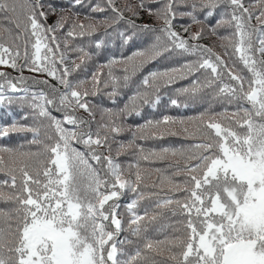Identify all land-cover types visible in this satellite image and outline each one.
Wrapping results in <instances>:
<instances>
[{
  "label": "snow or ice",
  "instance_id": "6c2138e0",
  "mask_svg": "<svg viewBox=\"0 0 264 264\" xmlns=\"http://www.w3.org/2000/svg\"><path fill=\"white\" fill-rule=\"evenodd\" d=\"M69 5L73 9L84 7L86 0H69ZM254 6L257 11L252 10V4L246 6L245 0H136L135 4L121 10L115 0H103L90 8L92 13H111L99 23L113 28L122 46L132 42L139 33H160L154 36V43L148 48L121 56L119 61L110 57V69L114 63L122 62L131 64L135 71L165 52L197 57L178 68L152 71L144 76L141 80L146 89L141 97L143 102H149L147 90L158 89L162 77L166 78L165 84H170L203 71L206 74L203 82L197 77L189 87L177 92L195 98L204 88L216 85L217 93L227 96L229 102L236 100L251 106L238 103L237 111L226 124L203 112L186 118L197 120L200 125L201 139L194 145L197 151L191 155L168 147L145 154V149L137 145L142 160L178 154L185 158L183 165L176 162L173 174H184L185 186L182 188L168 178L169 191H183L185 195L183 198L169 196L156 202L157 208L175 204L173 215L178 213L184 217L178 222L180 227L175 229L179 235L153 240L145 233L147 224L157 217L149 216L147 209L143 215L136 211L138 202L145 197L142 188L148 187L139 163L135 179L130 180L110 155L98 151L99 148L111 151L108 133L118 135L121 126L110 118L92 131L90 125L95 115L86 99L89 92L78 90L82 81L68 78L81 67L75 62L72 68L65 66L68 38L91 35L96 23L85 25L79 21V12L68 16L61 10L58 20L49 25V15L56 14L53 4L45 0H0V30L8 37L5 43L0 36V66L21 72L19 77H11L0 71V106L20 101L22 111L24 105L30 110L23 113L22 119L33 121L27 124L13 119L7 125L0 124V138L30 132L29 143L41 144V127L54 133L46 137L51 143L43 144V151H23V145L0 147V174L6 176L0 181V203L14 205L11 209L0 208V264H157L154 257L164 251L169 253L167 259L173 264H264V0H255ZM125 11L131 15L125 16ZM141 13L162 22L161 26L137 24L133 17L140 18ZM178 16L190 18V24L182 26L183 32L188 33L187 38L174 28L173 21ZM213 18H216L215 24L211 23ZM253 19L256 25L251 24ZM121 23L125 26L123 29L114 27ZM192 24L199 25V30L190 32ZM65 26V51H61L60 38L55 33ZM221 26L234 29V39L222 37L230 40L231 51L226 47L225 56L229 59L235 56L250 76L236 70L235 64L229 66L211 47L191 43L199 41L206 29L216 34ZM104 35H108L107 31ZM94 46L99 50L106 47V42L98 38ZM77 50L82 54L79 59L83 63L90 54L84 53L82 47ZM21 59L23 65L18 63ZM24 68L55 79L63 91L46 79L31 78L33 85H47L48 91L22 87L29 79L22 75ZM127 70L126 67L124 71ZM100 75L99 72L92 74L97 88L102 83ZM108 76L118 85L119 78L113 76L111 70ZM123 79L127 81L128 76ZM103 84L107 87L108 81ZM115 94L114 87L111 95ZM159 101L160 96L156 95L151 103L155 105ZM170 104L181 106L176 98L170 99ZM182 106L187 107V102ZM80 109L88 112L92 119L76 115ZM53 111L62 116H54ZM121 114L141 113L133 105L130 109L126 106ZM38 120L47 124H37ZM184 123V118L163 116L155 121L146 120L143 125L129 130L135 142L150 136L163 138L165 133L176 135L172 126ZM182 132L188 134L189 130L183 127ZM73 142L83 144L87 153L74 147ZM119 147L125 145L121 143ZM90 161L96 165L103 162L107 174L102 176ZM5 186L8 192L4 191ZM122 190L136 193L126 205L130 214L129 229L142 240L133 254L118 247V244L131 243L117 240L123 231L117 203Z\"/></svg>",
  "mask_w": 264,
  "mask_h": 264
},
{
  "label": "trees",
  "instance_id": "16d2710c",
  "mask_svg": "<svg viewBox=\"0 0 264 264\" xmlns=\"http://www.w3.org/2000/svg\"><path fill=\"white\" fill-rule=\"evenodd\" d=\"M46 3H51L56 7V14L49 15L47 20V24L52 25L54 22L58 20L61 15V10H64L65 14L68 16H72L74 12H79V21L83 22L85 25L89 23H96L95 30L91 35H85L83 37H75L68 38L67 40V49H66V61L65 66L68 68H72L73 62L76 64H81L79 69H76L72 72L71 76L68 78L72 81H82L79 85V89L83 91L87 89L89 95L86 97L88 103L91 107L92 112L94 113L95 108H101L103 110L104 116L101 119H98L95 115V120L91 123L90 127L92 131H96L97 127L100 124L109 122V119H115L116 123L119 124L122 128L121 132L118 135L113 136L111 133H108V142L111 145V151L109 152L106 148H99V152H103L106 155H110L115 163L120 165V169L123 175L130 179H135V173L137 171V163H139V169L144 174V182L147 183V189L149 193L145 192L144 199L138 202L136 211L138 214L143 215L144 210H148L149 216L155 215L157 219L147 224V235L149 238L153 240H164L166 236L171 237L173 235H179V233L175 232L176 228H179V221L184 220V217L180 214L173 215L172 209L175 208V204L168 206L167 208L156 207V202L158 199H164L169 196H173L174 198H183L185 193L183 191L179 192H170L169 189L171 185L168 183V178L171 177L175 179L174 181H179L185 183V175H177L173 174L176 172L175 164L176 162H169L165 160L166 158H150L149 160L140 159V152L137 147H143L145 149V154L148 151L154 150L159 152L161 148H173L180 151H183L186 155H191L197 151L194 147L196 143H198L201 139L199 135V122L197 120H187L188 117H197L200 113H206V115H214L219 117V121L222 123H227L228 118L231 117V114L237 111L238 103H242L244 107L250 108L251 106L238 102L236 100H232L229 102V98L227 96L219 95L217 93V87L214 85L212 88H204L199 95L195 98L190 97L186 94H180L177 92L178 89L189 87L194 79L197 77L200 78L201 82L204 81L206 74L201 72H197L194 75H189L187 78L177 79L174 83L165 84L164 80L166 78H161L158 81L159 88L153 87L152 89L147 90V98L149 102H143L141 97L145 95L146 89L141 85V80L144 76H146L149 72L157 71L163 72L166 69H171L173 67H179L187 62L194 61L189 54H181L179 52H165L163 55L153 58L150 62L146 63L142 68L133 70L131 64H124L122 62L114 63L111 66V69L108 67V59L110 57H115L117 61L121 56H130L137 49L148 48L154 43V36L159 35L160 33L155 34H145L139 33L132 42L121 45L120 40L115 36V32L113 28L107 27L105 24L99 23L103 19L105 15H111V13H92L90 8L94 6L97 2L103 3V0H86V5L84 7H77L75 9L71 8L69 5V0H45ZM116 6L121 10L125 9V6L128 4H135L136 0H115ZM246 6L249 4L253 5L252 10L257 11L255 5V0H245ZM183 10V9H181ZM131 14L125 11V16H130ZM137 24H150L155 28H159L162 22H158L155 18L148 16L146 13H141L140 18H135ZM216 18H213L211 23L215 24ZM69 24L72 23L71 20L68 21ZM111 23V21H109ZM174 28L177 32H179L182 36L187 38L188 33L183 32V27L190 24V18L184 17L180 18L179 16L173 21ZM252 25H256L255 19L251 21ZM7 27H11L7 25ZM123 29L125 26L121 23V25L114 26ZM217 29L216 34H211L205 30L203 37L199 41H191V43H199L202 45H207L209 47H215L217 52L223 56L225 60L228 61L229 66L235 64V68L238 71H241L243 75L246 77L251 74L243 67V65L233 56L229 59L225 56V48H230V40L222 39V37H227L223 35L224 33ZM67 30V26L65 29L58 30L55 35L60 38L61 51H65L64 48V40L63 37ZM199 30V25L192 24L190 28V32H196ZM15 31V30H14ZM78 31V29H77ZM107 31L108 35L105 36L104 33ZM232 30L228 31L229 38L232 37ZM0 36L4 37V42L8 43L7 33L0 30ZM103 39L106 42V47H102L101 49H97L94 46V43L97 39ZM227 40L225 46L223 48L222 42ZM256 37L253 35V42L255 46ZM82 47L84 49V53L90 54V56H86L84 62H81L79 57L82 55L77 49ZM257 58H259V54L257 53ZM19 64L23 65L24 60L21 59L18 61ZM127 67V72L124 69ZM111 70L113 76L119 78L118 85H114L111 78L108 76V72ZM99 72L102 75L99 76L101 80L100 86L97 88L95 84L92 82V74ZM11 77H19L21 75L20 71L15 69H11L10 73H8ZM22 75L26 78H29L26 84L21 85L22 87L27 86L33 91L44 90L48 91L47 85H33L32 79H40V80H48L50 84L55 85L57 88H60L63 91V88L57 83V81L51 77H48L46 74L36 73L30 71L28 68H24ZM127 75L128 79L125 81L123 77ZM225 80L227 77L225 76ZM103 81H108V86L105 87ZM115 87L116 94L111 95L113 93ZM16 95H23L22 93H17ZM156 95L160 96V101L158 104L153 105L151 100L154 99ZM176 98L178 102L181 104L180 107H176L170 104V99ZM187 102L188 106L183 107V103ZM133 105L136 106L137 110L141 113L140 115H122L121 110H124L126 106L130 109ZM95 107V108H94ZM111 110V112H109ZM30 110L26 105L23 106L20 101H15L11 105H3L0 106V124L7 125L13 119L19 121L20 123L31 124L33 121L31 119L25 121L22 119L24 112H29ZM52 114L57 117H61L62 113L53 111ZM76 115L84 118L85 120H91L92 117L88 115L86 111L80 109ZM163 116H171L176 118H184V125L176 124L172 126V130L177 132L176 135H168L164 134L163 138H158L156 136H150L146 139H136L135 142H132V131L129 129H134L136 125H143L146 120H159L162 119ZM37 124L43 123L47 124V121L36 122ZM66 127H71L70 125H65ZM187 127L189 130L188 134L182 132V128ZM179 132V133H178ZM101 134L104 135V130H101ZM48 135H54L51 129H45L41 127V136L40 139L43 143L41 144H31L29 141L32 139V133H13L7 138H0V147H12L19 148L23 145V151H31L38 152L43 151V144L51 143V141L47 140L46 137ZM123 143L125 145L124 148H120L119 145ZM73 146L78 148L80 151L86 152L87 149L83 144H77L73 142ZM180 159V158H179ZM184 164L185 159H180ZM94 167H97L100 170V174L105 176L107 174L106 165L101 163V165H96L94 161H90ZM195 163V161H192ZM163 164H168L169 167L167 171L170 174H164L166 180H163L160 176V173L157 175H152L149 177L145 175V173L150 170H154L156 167H160ZM131 166V167H130ZM163 174V173H162ZM184 175V176H183ZM6 176L0 174V181L5 179ZM160 178L158 181L155 180ZM155 184L156 187L153 188L152 185ZM185 184H182V188ZM5 192H8L9 189L5 186ZM123 191V195H121L117 201L119 204L118 215L122 216L123 224L126 226L127 230L121 231L117 237L118 241H131V243L125 242L123 245L118 244V247H122L123 250L129 254H133L137 245L142 244L141 238L132 234L128 226V219L130 214L126 210V205L131 202L132 199L135 198L136 193L132 191ZM152 193H157L158 195H152ZM112 203V202H109ZM14 205L11 203H0V208L11 209ZM107 207V206H106ZM169 253L164 251L162 255H156L154 257L157 264H173L172 261L168 260ZM126 258V257H125ZM158 258V259H157ZM162 258V259H161ZM161 259V260H160Z\"/></svg>",
  "mask_w": 264,
  "mask_h": 264
},
{
  "label": "rangeland",
  "instance_id": "374dc122",
  "mask_svg": "<svg viewBox=\"0 0 264 264\" xmlns=\"http://www.w3.org/2000/svg\"><path fill=\"white\" fill-rule=\"evenodd\" d=\"M159 22V21H158ZM200 27V26H199ZM219 30H221L224 34L223 35H225V36H227L228 38H229V36H228V31L229 30H232L231 32L233 33V31H234V29L233 28H230V27H227V26H221L220 27V29ZM231 38V37H230ZM234 39V38H233ZM229 40V39H228ZM227 42V40H225L224 42H222V44H223V48H224V46H225V43ZM212 48V47H211ZM213 48H215V47H213ZM212 48V49H213ZM216 49V48H215ZM215 49H213V51L215 52V53H217V54H219V52H217ZM220 55V54H219ZM191 56V58L195 61L196 59H197V57L195 56V55H190ZM222 56V55H221ZM223 57V56H222ZM236 58V57H235ZM11 69L12 68H10V67H5V66H0V71H3V72H6V73H10V71H11ZM42 74V73H41ZM90 106V105H89ZM92 106H90V108H91ZM95 108V107H94ZM88 113V112H87ZM94 113H95V115L97 116V118L98 119H101L103 116H104V111L103 110H101V108H95L94 109ZM88 115H89V113H88ZM216 119L219 121V117H216ZM179 133V132H178ZM185 159L184 157H182V156H180L179 154L178 155H176V156H171V155H169V156H167V158L165 159V160H167V161H169V162H177V161H179L180 163H182L181 161H180V159ZM169 167V165L168 164H163V165H161L160 167L158 166V167H156V168H154V170H150L149 172H147V173H145V175H147V176H149V177H152V175H157V174H159L160 173V176L162 177V178H164L163 180H166V176L164 175V174H170V172L169 171H167V168ZM163 173V174H162ZM184 176V175H183ZM185 177V176H184ZM186 178V177H185ZM160 178H157V179H155V180H159ZM175 180V179H174ZM145 184H147L146 182H144ZM176 183H178V184H180L181 186H182V184H185V183H183V182H179V181H176ZM144 189V191L145 192H147V193H149V191L147 190V189H145V188H143ZM111 202V201H110ZM119 216V215H118ZM119 218L121 219V220H123V218H122V216H119ZM123 229L124 230H127V228H126V226L123 224ZM158 259V258H157ZM162 259V258H161ZM160 259V260H161Z\"/></svg>",
  "mask_w": 264,
  "mask_h": 264
}]
</instances>
